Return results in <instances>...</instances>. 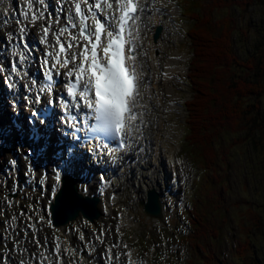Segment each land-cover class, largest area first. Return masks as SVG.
<instances>
[{
	"label": "rangeland",
	"instance_id": "rangeland-1",
	"mask_svg": "<svg viewBox=\"0 0 264 264\" xmlns=\"http://www.w3.org/2000/svg\"><path fill=\"white\" fill-rule=\"evenodd\" d=\"M175 1L146 0V11L143 12L141 19L142 37L146 41L147 68L152 79L148 85L151 84L153 89L156 87L153 78L157 75L152 69L157 65L154 45L159 44L160 47L161 44L160 50L163 55H166L165 70L170 64L171 55L174 58V65L179 70L177 77L167 84L158 74V83L165 92L166 102L174 103L169 109L160 110L158 116L160 120H164V128L168 129L167 139L175 151V157L172 163L165 167L160 166L154 173L150 169L147 177L140 178L138 175V178L130 181L126 180V175L122 176V179L118 178L116 182L118 191L115 192L117 197L112 198L107 214L103 213L107 203L104 199L101 200L98 208L103 215L94 223L80 215L62 228H54L51 220L48 219L52 185L29 186L27 173L30 164L25 160H20L21 170L16 168L12 170V173H8L11 159L16 160L22 155L20 144H24L25 140L18 139L16 143L12 137H9L12 116L16 112L12 106L13 100L9 94H6L7 88L3 84L4 73L7 71L9 62V58L3 56V53L4 45L16 36L20 27L18 24L10 31L5 28L0 30V264L25 262L35 264L32 259L45 256L58 243L62 246L64 258L69 257L67 264H75L76 261H81L82 264H105L106 254L113 248H117L114 253L116 264H126L131 252L135 254L133 257L135 264H203L208 255L219 259L218 264H249L250 256L240 260L234 254L238 239L245 237L242 231L240 232V226L244 223L252 232L250 234L253 245L251 256H256L260 264H264V168H259V165L264 162V153L258 156L256 148L261 141L264 143V95L258 100L263 120L261 119L253 135L251 132L252 138L256 141L249 139L230 146L234 139L233 134H223L219 140V148L227 149L226 155L231 162L230 185L232 188L229 191L223 190L225 199L222 210L225 218L221 212L220 216L224 218L221 221L214 220L209 212L204 217L203 215L199 217L204 224H214L216 226L214 231L219 224H222L218 232L220 238L198 241L193 246L174 244L178 242V233L191 231L184 221L187 220L191 207L193 205L198 207V191L195 185L199 184L200 179L185 152V144L182 141L186 116L182 104L191 96V91L186 84L187 65L190 59V47L186 35L189 24L179 14ZM162 10L167 15L164 22L159 24L157 17ZM215 15H231L234 18L233 43L240 57L257 56L259 58V55H262L264 62V4L262 0H233L232 7L216 11ZM158 25L162 26V32L160 38L154 41V33ZM151 130L155 131L153 124ZM162 133L163 131L160 132L161 137ZM149 141L152 143L151 147L155 148L152 137ZM21 159H23L22 156ZM249 159L251 160L248 161ZM248 162L253 164V167L249 168L247 174L245 166ZM240 171H244L247 174L246 177ZM177 176L179 188L173 185ZM201 179H204V173ZM75 182L79 191L82 192L80 184ZM201 182L203 185V181ZM92 183L94 180L91 178L87 185ZM150 188H155L160 193L163 211L161 218L148 217L144 212L143 202L146 201V194ZM219 189V185L216 184L215 190L219 191ZM98 190V183H96L88 195H97ZM111 191L113 193V188ZM215 195H210L213 202H215ZM205 198L209 196L206 195ZM213 202L212 206H214ZM249 208L255 210L259 221L261 220L258 226L255 225L252 213L248 211ZM73 231L77 234L74 235V244H70ZM88 231L87 243L92 246V249L89 250L90 256L84 259L80 253L74 254L71 250L82 251L80 241L83 243V236ZM97 247H100V250L96 253ZM11 258L15 261L11 262Z\"/></svg>",
	"mask_w": 264,
	"mask_h": 264
},
{
	"label": "trees",
	"instance_id": "trees-1",
	"mask_svg": "<svg viewBox=\"0 0 264 264\" xmlns=\"http://www.w3.org/2000/svg\"><path fill=\"white\" fill-rule=\"evenodd\" d=\"M262 2L264 4V0ZM176 3L189 23L187 37L190 59L186 82L191 97L185 102L187 152L199 170L210 174L208 181L220 185L218 195L207 186L208 181L199 187L198 207L193 206L191 214L192 233L180 235L181 243L193 246L198 241L220 238L218 232L222 224L214 231V224H204L201 219L207 212L216 221L225 218L222 210L225 199L223 190L228 191L229 187L226 186L227 166L223 164H227L229 158L227 149L219 148V140L223 134H233L230 146L249 139L256 141L252 135L263 120L258 100L264 95V62L262 55L259 58L240 57L233 43L234 18L231 15H215L216 11L232 7V0H177ZM240 135L246 137L240 138ZM256 148L258 156L262 155L263 141ZM249 167L247 163V173ZM259 168H264V162ZM206 195L209 198H205ZM210 195H215V202ZM250 211L254 213L252 209ZM252 218L258 226L259 220L255 214H252ZM245 226L248 230L243 227L245 237L238 240L235 257L241 260L250 256L249 264H260L256 256H251L253 245L249 238V227ZM218 260L208 255L203 264H218Z\"/></svg>",
	"mask_w": 264,
	"mask_h": 264
},
{
	"label": "snow or ice",
	"instance_id": "snow-or-ice-1",
	"mask_svg": "<svg viewBox=\"0 0 264 264\" xmlns=\"http://www.w3.org/2000/svg\"><path fill=\"white\" fill-rule=\"evenodd\" d=\"M68 3L66 24L54 33L53 51H46L41 61L42 68L46 69L44 75L52 81L53 70L73 64L66 73L70 78L66 91L72 101L71 108L69 102L61 98L64 112L69 117L64 122L72 126V136L79 140L78 132L91 133L85 139L102 142L96 149L98 153L124 150L133 144V130L139 131L135 122L139 119L141 75L136 65L134 32L146 7L143 0H68ZM45 11H48L45 0H26L21 15L24 20L30 18L31 25L35 26L45 19ZM56 23L59 24V18ZM51 28V22L41 26V42L48 43ZM20 32L24 34L25 27H21ZM65 36L67 38L62 40ZM49 57L52 58L50 66ZM23 60L21 56L20 61ZM77 60L80 62L76 63ZM12 70H17L16 64L12 65ZM73 76L75 80H71ZM43 90L51 91V84ZM82 108L87 110L83 114ZM112 142H115V148H109ZM81 191L86 194L87 185L81 186ZM55 252L59 256V244Z\"/></svg>",
	"mask_w": 264,
	"mask_h": 264
},
{
	"label": "bare ground",
	"instance_id": "bare-ground-1",
	"mask_svg": "<svg viewBox=\"0 0 264 264\" xmlns=\"http://www.w3.org/2000/svg\"><path fill=\"white\" fill-rule=\"evenodd\" d=\"M53 0H45V3L48 6V11H45V19L44 20H40L37 22V24L35 26H32L30 21L25 22L22 21L20 18L22 17V15L20 16V18H18V23L21 26L25 27V33L22 34L19 32L18 34V41L17 38H12V44L14 45V49L18 50V46L17 43L20 42L21 40H24L27 42V45L29 48H31V44L33 43L34 40L38 39V36L34 35V38L31 37L30 34L27 35V31H31L32 33H36L37 29H41L42 25H46L48 22H51L52 28L51 31L49 32L50 35L52 36L54 33H57L59 31V29L61 27L57 28V23H56V18H51V16H49V12H51V15H53V10L51 9L50 3ZM59 3H63V8L62 10L59 9L57 14H59V16L62 18V22H66V11H67V7L69 6L68 0H58ZM21 7L19 8L20 14L25 11V5H26V0H20ZM9 5V8H5V6ZM17 1L16 0H0V23L3 24V22L6 20L7 15L10 14V8L13 9H17ZM37 7H41L37 5ZM4 11L7 14H4ZM161 15H163V19L159 22L163 23L165 16L167 15V13L165 11L161 12ZM30 19V18H29ZM16 25V24H15ZM20 39V40H19ZM136 40L139 43V47H137L138 52L136 54V65L138 67L139 63L142 64L141 68H137V71L140 73L141 75V90H140V99H139V107L138 109L141 110L142 107L146 109V113H142L140 114V118L143 119L142 123L136 124L139 128V131L133 130V137H135V139L133 140V144L131 147H128V149H125L123 152H121L118 155V163L115 166L114 169H112L111 172L108 173H104L105 175H103V179L100 175V170H98L97 167L94 166V162L88 159L86 161H82L79 160L76 162V164H72L71 161L68 162L67 165L58 168L59 170H62V173L60 176L61 180L63 177H66L68 179H76L78 180L77 182L80 184V186L83 185H87L88 183V177H93V179L98 180V182L100 183V189L102 192H105L106 196L105 200L108 201L107 196L111 195L112 193L109 191L110 188H113V192L118 191L117 189V179L121 178L122 176L125 177V175L127 176L126 180L130 181V180H134L135 178H138V175L140 178H144L147 177V172L151 169L152 173L155 172V170L157 168H159L160 166H168L170 163L173 162V159L175 157V151L173 150L172 146L169 143L168 138V129L164 128L165 124H164V120H160L158 113L160 110L164 111L165 109H169L174 103H168L166 102V98H165V92L163 91V89L160 88L159 83H158V74L160 77H163V79L165 80V83L167 84L168 82L173 81V79L175 77H177L179 70L176 68V66L174 65V58L173 55H171V57H169V62L170 64L167 66L166 70L164 67L165 66V62H166V55H163V52L160 50L161 48V44L159 47V44L154 45L153 46V50H156V55H155V61L157 62L156 66H153V73H155L157 76L155 78H153L154 83H155V88H145V86L143 85L145 81L148 80V78H151V73L148 70V60L145 57V49H146V41L145 39H143V37H137ZM19 44V43H18ZM52 48V41L51 39H48V45L46 47V49L43 51V54L46 53V51H51ZM25 51V49L23 48V52ZM14 61L20 62V57L19 56H14ZM31 64L33 66H31ZM39 65L38 64H33L30 63L29 59H25L23 60V62L21 64H19L18 66V70L16 71V75L12 74V79L10 80V91L18 96V88L19 86H21V82H22V78H25V73L27 72H33L35 70H38ZM147 68V69H146ZM147 70L149 72V76L147 74ZM21 71H23V73H21ZM18 75V76H17ZM20 75V76H19ZM146 76V77H145ZM21 77V78H20ZM161 81V78H160ZM32 88V86L29 87L28 90H30ZM149 89V90H148ZM141 100V101H140ZM141 102H142V107H141ZM154 114L156 116V119L154 120ZM150 122L155 126H156V132L152 133L151 131V127L149 126ZM18 124L19 127H21L22 129L25 130L26 133H24L25 136V141H26V145L27 146H31V145H39L41 147H44V141L45 139L49 138L51 140L57 139V137L52 134V133H42L41 128H38V132H40V134H42V138L40 139V141L36 142L35 140H33L30 136V133H32V130L29 128H27L24 124L21 123L20 120H18ZM145 124L146 125V129H140V125ZM13 129V128H12ZM16 127L13 129L14 134L19 132L20 130H15ZM163 133L161 134L162 137L160 136V132ZM152 133V134H151ZM152 136V141L154 142L153 144H155V148L151 147L152 143L149 141L150 138L149 136ZM165 136V137H164ZM134 151L135 150V156L133 157V159L131 161L127 160V157L130 155V153L128 154V150ZM46 154L45 158L47 157V159L49 160L50 156H49V151H42ZM92 156H95V154H92ZM43 158V159H45ZM39 160L37 157L33 158V160H31V164H32V172L33 175H31V178L34 179L36 178L35 174L37 171V166L39 163ZM110 167V164L107 166H105L106 170L108 171ZM149 167V169H148ZM61 181H58L57 184H60ZM87 182V183H86ZM116 183V184H115ZM96 185V182L93 184H89L88 185V191L89 193H91L92 191V187ZM58 188V187H57ZM113 197H116L115 194L112 195ZM110 202V201H108ZM77 233L73 231V237L71 239V244H74L75 241V237L74 235H76ZM89 234V231L85 233L84 235V241H86V243H81V247H82V251H77L74 253H80L82 255V258H87L88 256H90L89 254V250L92 249V246L89 245L87 243V235ZM100 250V247L96 248V253ZM51 254H46L44 256V262L46 264H65V259L63 256V251H60L59 256H55L56 252L55 249L51 250L50 252ZM109 253H113L111 251H109ZM56 258L53 260V258ZM120 260V259H119ZM129 260H132V258L130 257ZM15 260L12 259V262H14ZM116 259L109 260L110 264H116ZM133 261V260H132ZM43 262V261H42ZM76 264H82V262L76 261ZM15 264V263H13ZM41 264V263H38ZM88 264V263H86Z\"/></svg>",
	"mask_w": 264,
	"mask_h": 264
},
{
	"label": "water",
	"instance_id": "water-1",
	"mask_svg": "<svg viewBox=\"0 0 264 264\" xmlns=\"http://www.w3.org/2000/svg\"><path fill=\"white\" fill-rule=\"evenodd\" d=\"M161 30V26L156 29L154 35L155 40L159 38ZM97 202V197H83L78 193L77 187L73 182L64 179L63 187L53 204L55 223L57 225L67 223L69 220L75 219L79 211H83L84 215L90 219L98 218L100 212L96 209ZM90 206L92 207V211L90 210ZM145 210L153 216H161L159 194L155 190L148 192V201L145 203Z\"/></svg>",
	"mask_w": 264,
	"mask_h": 264
}]
</instances>
